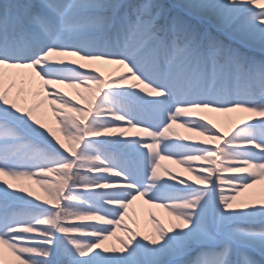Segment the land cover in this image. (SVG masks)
<instances>
[{"label":"snow or ice","instance_id":"obj_1","mask_svg":"<svg viewBox=\"0 0 264 264\" xmlns=\"http://www.w3.org/2000/svg\"><path fill=\"white\" fill-rule=\"evenodd\" d=\"M0 264H264V0H0Z\"/></svg>","mask_w":264,"mask_h":264},{"label":"bare ground","instance_id":"obj_2","mask_svg":"<svg viewBox=\"0 0 264 264\" xmlns=\"http://www.w3.org/2000/svg\"><path fill=\"white\" fill-rule=\"evenodd\" d=\"M220 119L222 121H224V126H226L227 125V118L226 117H221ZM182 130L187 135H193L192 133L186 132L184 129H182ZM196 139L200 140V139H203V137H196ZM165 163H167L170 166L176 167L180 171V173L183 172V169L181 168V166L173 164L170 161H165ZM181 178H188L189 182H191V178L189 177V174H187V173H183V176ZM136 209H137L138 219L141 221V223H150V221L148 219V213H150V212H155L158 216H161V217H165L166 216V212L163 209L150 208L148 205H144L142 203V201L137 202ZM118 234H120V233H118Z\"/></svg>","mask_w":264,"mask_h":264},{"label":"rangeland","instance_id":"obj_3","mask_svg":"<svg viewBox=\"0 0 264 264\" xmlns=\"http://www.w3.org/2000/svg\"><path fill=\"white\" fill-rule=\"evenodd\" d=\"M225 127H227V125H226ZM175 131L180 132L181 134L187 135V134L182 130V128H176ZM162 163L165 164L167 167L173 169L175 172L180 173V171H179L176 167L168 165L167 163H165V161H163ZM165 178H167V177H165ZM17 183H21V184H25V185H27V184H30L31 181H20V182H17ZM41 195H43V193H41ZM120 234H121V233H120Z\"/></svg>","mask_w":264,"mask_h":264}]
</instances>
